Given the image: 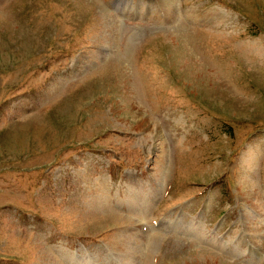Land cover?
I'll return each instance as SVG.
<instances>
[{
	"label": "rangeland",
	"instance_id": "rangeland-1",
	"mask_svg": "<svg viewBox=\"0 0 264 264\" xmlns=\"http://www.w3.org/2000/svg\"><path fill=\"white\" fill-rule=\"evenodd\" d=\"M263 241L264 0H0V264Z\"/></svg>",
	"mask_w": 264,
	"mask_h": 264
},
{
	"label": "bare ground",
	"instance_id": "bare-ground-1",
	"mask_svg": "<svg viewBox=\"0 0 264 264\" xmlns=\"http://www.w3.org/2000/svg\"><path fill=\"white\" fill-rule=\"evenodd\" d=\"M172 18H173V17H172ZM261 49H263V48H261ZM146 126H147V125H146ZM248 155H249L248 157H249L250 159H248L246 162H247L248 165H252L253 162H254V160L252 159V156H253V155H251V153H248ZM256 195H258V194H256ZM256 197H257V196H256ZM259 223H260V222H259ZM256 226H258V224H257ZM259 226H260V225H259ZM259 226H258V227H259ZM261 227H262V226H261ZM263 242H264V241H263Z\"/></svg>",
	"mask_w": 264,
	"mask_h": 264
}]
</instances>
